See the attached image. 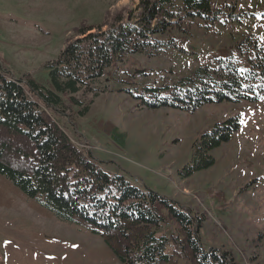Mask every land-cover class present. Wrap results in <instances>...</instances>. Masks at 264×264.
Masks as SVG:
<instances>
[{"label":"rangeland","instance_id":"374dc122","mask_svg":"<svg viewBox=\"0 0 264 264\" xmlns=\"http://www.w3.org/2000/svg\"><path fill=\"white\" fill-rule=\"evenodd\" d=\"M219 0H212L216 6ZM232 15L184 19L175 46L154 56L129 55L105 68L88 112L65 126L100 167L174 201L199 220L202 248L227 252L237 264H264V98L221 101L193 111L148 108L132 96L143 86H168L199 66L231 55L244 36L264 47V0H236ZM139 0H0V72L43 81L66 40L81 25L105 29L137 13ZM166 39L167 34L159 35ZM137 71H141L137 72ZM131 91V93H130ZM230 118L239 127L212 149L215 163L184 175L193 144ZM116 127L117 138L105 126ZM39 199V198H38ZM0 173V264H122L102 238L53 216Z\"/></svg>","mask_w":264,"mask_h":264},{"label":"trees","instance_id":"16d2710c","mask_svg":"<svg viewBox=\"0 0 264 264\" xmlns=\"http://www.w3.org/2000/svg\"><path fill=\"white\" fill-rule=\"evenodd\" d=\"M236 0H139L137 13L116 17L105 29L81 25L68 38L43 81H21L0 72V173L53 216L99 235L122 264H237L227 252L201 247L199 220L176 202L144 190L121 174L103 170L73 138L105 68L129 55L154 56L175 46L173 29L184 19L232 15ZM264 16V12H262ZM167 34L166 39L158 38ZM245 66L231 55L197 67L168 86H143L132 96L148 108L193 111L206 103L264 98V47L244 36L236 45ZM131 93V91H130ZM105 126L117 138L116 127ZM237 118L215 124L193 144L184 175L211 167L210 151L230 139Z\"/></svg>","mask_w":264,"mask_h":264},{"label":"water","instance_id":"95a60500","mask_svg":"<svg viewBox=\"0 0 264 264\" xmlns=\"http://www.w3.org/2000/svg\"><path fill=\"white\" fill-rule=\"evenodd\" d=\"M137 72H140L141 73V71H137Z\"/></svg>","mask_w":264,"mask_h":264}]
</instances>
